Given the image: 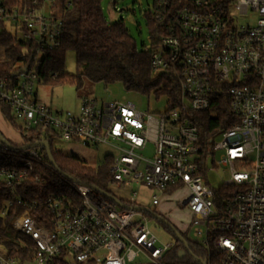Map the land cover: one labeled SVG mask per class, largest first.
I'll return each instance as SVG.
<instances>
[{
  "label": "built area",
  "instance_id": "obj_1",
  "mask_svg": "<svg viewBox=\"0 0 264 264\" xmlns=\"http://www.w3.org/2000/svg\"><path fill=\"white\" fill-rule=\"evenodd\" d=\"M44 2L0 0V33L35 46L28 67L0 78V106L25 131L106 148L109 182L157 190L161 196H152V206L185 189L175 205L189 213L186 231L200 228L194 236L202 240L182 238L202 255L182 250L181 257L196 264H264V0L153 1L150 68L171 75L178 89L176 105L158 115L130 101L84 98L75 113L40 101L41 64L62 34L60 20L43 13ZM221 99L233 124L201 142L195 115ZM148 147L149 156L143 153ZM7 150L0 142V155ZM42 151L24 149L15 167L0 166V181L9 188L0 216L22 209L13 229L32 252L23 262L0 253V264H178L169 255L175 246L156 244L135 192L125 201L61 175L70 196L25 197L29 183L43 184L34 174V166H43ZM216 167L228 178L214 189L203 172Z\"/></svg>",
  "mask_w": 264,
  "mask_h": 264
},
{
  "label": "trees",
  "instance_id": "obj_2",
  "mask_svg": "<svg viewBox=\"0 0 264 264\" xmlns=\"http://www.w3.org/2000/svg\"><path fill=\"white\" fill-rule=\"evenodd\" d=\"M42 2L44 0H36ZM49 2V0H46ZM102 0H51L55 8L54 18L60 20L62 34L57 48L47 50L40 68V79L43 84H63L65 82L81 87L86 79L90 82H102L105 85L119 83L126 92L144 96H163L166 104L175 106L177 103V84L167 73H154L150 68V48L139 49L135 40L129 34L123 21L107 22L102 13ZM148 32L152 40L151 48L156 45L154 36L157 28L151 20L150 12H144ZM35 46L18 40L12 34L0 33V78L11 77L16 70L28 67L33 58ZM73 51L75 55V74H68L64 70L65 53ZM56 74V78L52 75ZM1 114L18 131L19 144L10 143L14 149L7 150L0 155V166L12 168L21 158L23 146L46 140L50 146L53 167L45 152L43 166H34V174L38 175L43 184L29 183L24 192L27 198H41L46 194H62L70 196L71 192L62 184L61 175H67L80 183L105 190L109 181V160L95 168L88 167L75 156H65L52 148V139L47 133L39 130L25 131L13 120L10 111L0 106ZM196 125L200 141L218 130H223L233 124V118L225 99H221L211 106L208 112L196 114ZM53 168V169H52ZM9 198V188L0 181V211ZM20 208H11L5 218L0 216V253L6 258L20 262L31 259L30 241L13 229V221L21 213ZM148 218H152L147 215ZM175 228V227H174ZM185 238L184 232L178 231ZM179 247V246H178ZM170 251L172 262H181L189 256L179 257L183 246ZM187 252L191 256L202 255L193 245H188Z\"/></svg>",
  "mask_w": 264,
  "mask_h": 264
},
{
  "label": "rangeland",
  "instance_id": "obj_3",
  "mask_svg": "<svg viewBox=\"0 0 264 264\" xmlns=\"http://www.w3.org/2000/svg\"><path fill=\"white\" fill-rule=\"evenodd\" d=\"M154 0H102L101 8L103 17L107 22H114L122 20L126 26L129 34L133 37L136 45L139 49H148L151 46L152 40L150 38L147 22L144 17V12H148ZM55 8L47 1L43 4V13L49 15L51 12L54 16ZM243 21V19H240ZM20 38V36H18ZM75 55L73 51L65 53L64 57V70L68 74H75ZM37 94L43 103L50 106L54 110L63 112L75 113L79 107V104L84 98H93L97 101H116L125 102L130 101L135 104L137 109L147 112L152 115H158L163 113L167 109L166 98L161 96L155 98L154 96H144L131 92H126L119 83H113L105 85L102 82H90L83 79L81 87L76 89L75 86L70 83L63 84H41L37 89ZM0 133L10 143L19 144L20 138L18 131L12 126V124L4 118L0 111ZM220 140L219 136L214 138V142ZM52 148L65 156H75L79 158L85 165L91 168H95L99 165H103L104 157L109 153L106 148L100 147L98 149L85 147L77 142L63 140L60 138L52 139ZM147 156L150 155L149 147L143 151ZM203 178L206 184L211 188H218L224 180L228 178V173L225 169L216 167L213 171L203 172ZM105 192L108 194L120 198L125 201H129L132 197V192L136 193L133 201L149 209L150 211L159 212L163 215V219L170 225L174 226L178 231L184 232L187 229L189 222V213L185 208L176 207L175 202L182 200L187 192L185 189H180L173 192L169 201L160 200V204L154 208L152 206V196L160 197V193L155 189H150L143 185L127 184L116 186L111 182H107L105 185ZM148 217V216H147ZM148 225L156 239V244L159 246L176 245L178 250L182 244L176 240L171 231L166 228L161 222L148 218ZM195 230L200 228H192L185 235L187 240L201 241L202 237L194 236ZM184 248V247H183ZM185 251V250H184ZM143 261V258H138ZM178 264H196L188 257L176 262Z\"/></svg>",
  "mask_w": 264,
  "mask_h": 264
},
{
  "label": "water",
  "instance_id": "obj_4",
  "mask_svg": "<svg viewBox=\"0 0 264 264\" xmlns=\"http://www.w3.org/2000/svg\"><path fill=\"white\" fill-rule=\"evenodd\" d=\"M0 142L9 150H12L14 149V147L9 143L8 140H6L3 135L0 133ZM29 148H42L45 152V155L47 156L50 164L55 167L54 165V161L51 157V152H50V146H49V143L47 141H44V140H41V141H38V142H35V143H31V144H27L25 146H23L22 150L24 149H29ZM107 197L109 199H111L112 201H114L118 206H121L120 202L116 199H114L113 197L111 196H108ZM137 210L139 211H144L146 212L147 214H149L154 220H157L161 223H163L170 231L171 233L174 235V237L176 238L177 241H179L182 246L184 247V250H187V245H186V242L184 241V239L182 238V236L179 234V232H177L175 230V228L170 225L168 222L164 221V219L158 215H156L155 213L151 212L150 210L146 209V208H137ZM183 251L180 252L179 254V257H181L183 255Z\"/></svg>",
  "mask_w": 264,
  "mask_h": 264
},
{
  "label": "crops",
  "instance_id": "obj_5",
  "mask_svg": "<svg viewBox=\"0 0 264 264\" xmlns=\"http://www.w3.org/2000/svg\"><path fill=\"white\" fill-rule=\"evenodd\" d=\"M164 200V199H163ZM164 201H166V200H164ZM134 202V201H133ZM135 203V202H134ZM136 204V203H135ZM160 204V203H159ZM158 204V205H159ZM137 206H139L138 204H136ZM157 205V206H158ZM156 206H154V208H155ZM139 208H143L142 206H140ZM149 210V209H148ZM153 213H155L156 215H158V216H160V217H162L163 218V215L162 214H160L159 212H155V211H152Z\"/></svg>",
  "mask_w": 264,
  "mask_h": 264
},
{
  "label": "flooded vegetation",
  "instance_id": "obj_6",
  "mask_svg": "<svg viewBox=\"0 0 264 264\" xmlns=\"http://www.w3.org/2000/svg\"><path fill=\"white\" fill-rule=\"evenodd\" d=\"M152 212V211H151ZM164 221H166V220H164ZM167 222V221H166ZM163 224V223H162ZM164 225V224H163ZM165 226V225H164ZM166 227V226H165ZM174 227V226H173ZM167 228V227H166Z\"/></svg>",
  "mask_w": 264,
  "mask_h": 264
}]
</instances>
